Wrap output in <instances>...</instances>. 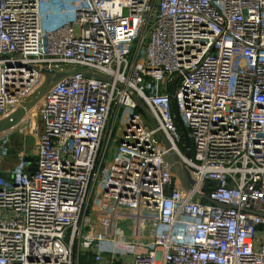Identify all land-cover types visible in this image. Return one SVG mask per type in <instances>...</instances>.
Returning <instances> with one entry per match:
<instances>
[{
  "label": "built area",
  "instance_id": "built-area-1",
  "mask_svg": "<svg viewBox=\"0 0 264 264\" xmlns=\"http://www.w3.org/2000/svg\"><path fill=\"white\" fill-rule=\"evenodd\" d=\"M34 110L0 264H264V0H0V160Z\"/></svg>",
  "mask_w": 264,
  "mask_h": 264
},
{
  "label": "rangeland",
  "instance_id": "rangeland-1",
  "mask_svg": "<svg viewBox=\"0 0 264 264\" xmlns=\"http://www.w3.org/2000/svg\"><path fill=\"white\" fill-rule=\"evenodd\" d=\"M35 110L30 114V119H26L24 114L16 122V126L12 128L9 133V140L7 149L9 151L8 157L0 160V171H10L19 164V154L22 153L26 157L33 158L36 154L37 138L32 132L31 128L33 124L40 127V120L33 114ZM23 113V112H22ZM6 131V128H4ZM3 130V131H4ZM1 131L0 134L3 132ZM77 255L76 264H95L91 259L90 254H84L83 251ZM100 264H108L104 261ZM116 264H125L124 261Z\"/></svg>",
  "mask_w": 264,
  "mask_h": 264
},
{
  "label": "water",
  "instance_id": "water-1",
  "mask_svg": "<svg viewBox=\"0 0 264 264\" xmlns=\"http://www.w3.org/2000/svg\"><path fill=\"white\" fill-rule=\"evenodd\" d=\"M44 88H41L39 89L35 95L28 101V103L26 104V109H30L31 106H33L38 100L39 98L41 97V95L43 94L44 92ZM22 114H20L17 118V120L21 117ZM6 124V121H2L0 123V130L3 129V127L5 126ZM180 127H181V130H182V134H183V137H184V141H185V145H186V148H187V151L189 152V140H188V136H187V132H186V129L185 127L183 126V124L180 122ZM32 158L30 157H25L23 159V161H31ZM174 160L176 161L177 159L174 158ZM176 172V174L181 177L182 175V181H183V185L184 187L188 188L190 182H191V179H190V176L189 174L184 171L180 166L178 165H175L174 168H173Z\"/></svg>",
  "mask_w": 264,
  "mask_h": 264
},
{
  "label": "bare ground",
  "instance_id": "bare-ground-1",
  "mask_svg": "<svg viewBox=\"0 0 264 264\" xmlns=\"http://www.w3.org/2000/svg\"><path fill=\"white\" fill-rule=\"evenodd\" d=\"M32 114V113H31Z\"/></svg>",
  "mask_w": 264,
  "mask_h": 264
}]
</instances>
